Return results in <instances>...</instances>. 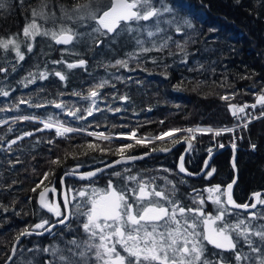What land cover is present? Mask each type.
<instances>
[{
    "label": "trees",
    "instance_id": "16d2710c",
    "mask_svg": "<svg viewBox=\"0 0 264 264\" xmlns=\"http://www.w3.org/2000/svg\"><path fill=\"white\" fill-rule=\"evenodd\" d=\"M39 3L40 0H8L10 7L0 10V38L17 36L22 41L21 51L25 55L23 61H18L13 51L5 52L0 49V68L6 69L0 71V89L9 92L7 97L0 95V109H3L0 111V122L13 119L0 125V264L7 260L13 242L22 231L25 229L32 232L41 231L43 229H35L34 226L44 220L49 222L46 226L58 222L56 216L48 215L38 207L37 195L44 185L36 192L32 191L45 172L49 170L55 172V175L49 176L52 184L45 181V185L57 186L58 189L65 171L78 165L79 172H85L84 168L95 170L104 166L119 158L115 150L122 145L133 144V148L127 150L125 154L137 156L151 152L152 148L159 149L163 146L170 148L173 145L170 140H163L140 147L135 142L122 143L116 139L96 140L88 135L75 133L68 135L67 138H57L53 130L43 129V125L36 121H44L51 117L65 123L66 126L103 132L106 135H113L112 137L135 131L136 138H152L162 131L173 128L199 127L217 130L236 126L237 120L229 111V102L238 106L255 103L256 95L264 90V0H239V2L237 0H163L166 5H175L177 18L181 20L189 18L193 27H184L180 33H177L174 26L164 23L161 27L166 29L165 32H160L153 38H148L146 34L142 35L141 39L149 41L145 45L147 47H151V41L159 44L166 36H171L172 39L163 51L140 53L137 59L129 60V68L135 69L134 71L111 65H115L117 60H128L130 53L139 51L134 38L136 33L125 32L115 40L111 37L104 38V42L99 46L84 38L69 46L61 47L54 45L50 38L39 36L34 42L33 51L28 52L26 43L23 42L22 29L31 19L32 9L38 7ZM72 3L74 0H50V6H55L57 11L59 4L68 6ZM154 3L157 7L161 6L160 0H154ZM164 18L171 19V15L165 13ZM48 26L51 27V24ZM79 31L84 32L86 29L79 28ZM177 43L182 47H177ZM80 59L86 60L84 67L72 69L67 67L68 63H75ZM55 61L63 62L54 63ZM42 71L48 73L47 79L38 78L39 72ZM56 71L64 74L66 80L61 81L54 74ZM29 73L36 74L37 78L34 83L25 86V78L29 77ZM102 80L109 81L99 90L100 98L97 104L102 110L94 111L87 120H76L67 116L64 111L50 103L61 102L69 108L83 110L90 101L72 93L87 95L89 89ZM124 95L130 98L128 102L119 99ZM222 96H228L230 100H222ZM21 99L31 101L33 105L45 106L39 108L29 106L28 103H19ZM117 107L124 110L115 113L108 110ZM258 107L254 111L256 115L261 110ZM80 114L85 113H78ZM23 116L36 119L29 121L18 119ZM28 132L33 135L25 136L24 134ZM227 134L195 135V139L191 141V151L184 159L185 168L188 167L186 170L192 171L191 173L200 172L204 159L209 155L208 149L211 148L212 152L219 149L217 142H222L230 148L213 157L209 169L215 168L216 171L209 178L203 175L202 179H197L202 184L196 179L181 176L176 171V161L183 149L181 146L176 149L178 152L174 150L173 153L166 155L168 157H151L128 167L119 166L110 169L111 171L107 170L94 179V185L103 188L109 180L122 184L123 181L112 176L111 173L129 168L131 174L144 178L155 177L156 183L160 186H164L165 177L170 181L173 180L177 187L176 198L185 206L196 207L192 200L196 195L194 190H198L206 198L207 193L203 192L204 188L215 185L223 188L230 181L232 182L234 173L230 165L233 144L231 139L236 137L239 142H237L239 145L235 143L237 154L235 167L238 174L236 185H238L233 189V196L235 195L233 198L239 204L251 203L253 193L264 191V118L256 120L253 125L249 124L247 129L234 130L229 134L231 137ZM180 135L181 138L188 136L185 132L178 134ZM21 136L23 139H18ZM13 139H17V143L7 150L8 143ZM49 141L53 142L49 143ZM166 141L168 142L164 143ZM88 143L99 147L95 150L88 149ZM252 145L256 146L255 149ZM100 148L106 151L101 152ZM73 154L76 159L72 158ZM57 158L60 159L62 166L50 163ZM164 169L169 171L165 172ZM90 183L92 182L83 183L70 179L65 181L67 188L78 189ZM257 209L261 210L260 206ZM205 211L214 214L215 206L206 203ZM239 213L242 217L248 215L237 211L236 215L230 216L229 219L234 221L237 215L241 217ZM262 222L264 223V220L253 223ZM68 223L70 228L66 226L56 228L53 234L44 238H24L12 263L62 264L58 256L51 255V249L66 250L71 247L67 243L68 240L84 237L77 219L71 218ZM241 240L238 245L240 250L251 254L250 249L246 248L247 245L243 241L241 243ZM256 242L259 243L258 240ZM44 249L49 251L46 252ZM218 252L209 246L205 256L211 261H218L223 257L226 263H237L234 261L233 253L223 255ZM64 254L70 255L67 251ZM241 263L249 264L248 261Z\"/></svg>",
    "mask_w": 264,
    "mask_h": 264
},
{
    "label": "snow or ice",
    "instance_id": "6c2138e0",
    "mask_svg": "<svg viewBox=\"0 0 264 264\" xmlns=\"http://www.w3.org/2000/svg\"><path fill=\"white\" fill-rule=\"evenodd\" d=\"M239 2V0H237ZM161 6L157 7L154 0H74L71 5L59 4L58 11L55 6H50V0H40L39 6L31 11V19L22 29V36L26 42L25 46L28 52L33 51L34 42L38 36L50 38L57 45H70L81 39L87 38L95 46L104 42V38L111 37L115 40L122 33H136L134 37L138 45V52L129 54L128 60H117L112 67H122L129 71L135 69L129 68V60L137 59L140 53L151 51H163L168 47L171 36L163 38L162 42L157 44L151 41V47L145 46L146 41L141 36L146 34L148 38L155 37L166 29L161 24L174 26L175 31L180 33L182 28H192L193 24L189 18L178 19L176 16L175 5L169 6L160 0ZM10 7L8 0H0V10H6ZM170 14L171 19L161 20L164 14ZM51 24V27L48 25ZM75 25V27H73ZM79 28H85L86 31L80 32ZM21 43L17 36L11 38H0V49L5 52L13 51L18 61L25 59L21 51ZM177 47H182L177 43ZM55 61L54 63H62ZM155 62V61H153ZM186 62V61H185ZM86 61L80 59L75 63H68L69 69L84 67ZM0 71L6 69L0 68ZM15 71V68H13ZM61 81L66 80V76L59 71L54 73ZM37 76L29 73L25 78V86L34 83ZM38 78L41 80L48 78L46 71L39 72ZM122 79L121 77H116ZM109 81L102 80L93 88H90L87 95L74 92L72 95L80 96L81 99L90 101L83 110L80 108H69L67 105L51 101L50 103L57 109L64 111V114L75 118L76 120H87L94 111H101L97 100L100 98V89H103ZM114 87V85H112ZM0 95L7 97L8 91L0 89ZM234 98V97H233ZM116 99V97H113ZM123 102H128L127 95L119 97ZM222 100L229 101L228 96H222ZM256 102L253 104L235 105L229 102V111L237 119L245 120L241 125L247 129L248 124L254 119L264 118V90L256 95ZM19 103H28L29 106L37 108L45 105L35 104L31 101L21 99ZM259 106L261 109L258 115L246 112L251 108L253 112ZM3 109H0L2 111ZM112 112H120L124 109L119 107L108 109ZM151 111V109H149ZM85 113L80 114L78 113ZM18 119L29 120L35 117L24 116ZM43 129H54L57 137L67 138L68 134L86 131L85 128L66 126L65 123L54 120L51 117L40 121ZM6 123V121H5ZM39 129V130H43ZM234 129L223 128L214 132L215 136H220L222 132H231ZM11 131V129H10ZM185 132L188 136L179 137L177 134ZM211 128H173L161 132L155 137L136 138L137 133L132 131L128 134H120L119 138L132 140L135 138L136 145L147 146L157 140L163 141L169 138L173 145L186 142L188 148L192 147L191 141L195 139L196 133H211ZM86 134L94 137L96 140L111 141L113 137L103 132L87 131ZM25 136H31L28 132ZM173 137H175L173 139ZM18 139H23V136ZM53 141H49L52 143ZM17 143V139L11 140L7 145V150ZM133 144H125L115 150L119 157L115 164H127L130 161L143 159L144 156L126 155V151L133 148ZM99 146L88 143L87 148L95 150ZM220 147H223L221 144ZM255 149V145H252ZM233 150L236 144H232ZM101 152L106 150L99 149ZM170 151V148L161 147L152 148L151 151ZM209 159L212 149H208ZM87 154L86 152L84 153ZM146 153L145 155H147ZM67 155V154H66ZM73 159L77 157L73 154ZM19 162V161H17ZM55 165H61L59 158L50 161ZM62 166V165H61ZM235 161L233 167L235 168ZM79 165L71 170L65 171L64 176L77 175L81 180L91 181L89 185L81 189L68 188L63 193V204L49 198V193H57L56 187L45 185L49 181L50 175H55L53 170L45 172L42 178L32 189L36 192L38 188L44 187L38 193V203L41 208L46 209L57 217L60 224L70 228L68 223L71 218L79 221V227L84 233V237L73 238L67 241L71 247L65 249L53 248L51 255L59 257L62 264H225L224 258L220 257L218 261H211L206 258L205 252L207 245L222 251H231L237 264L242 261H248L249 264H264V223L254 224V221L264 220V194L260 192L253 193L251 203L239 204L233 199V185L235 180L227 184L226 187L220 185L210 186L203 190L207 193L197 194L192 197L193 204L196 207H186L176 198L177 187L175 183L163 178L164 186L156 183V178H144L140 175L131 174V169L124 168L123 171H114L112 176L123 181L122 184H116L112 180L107 182L103 188L94 186V179L98 173L104 169L79 173ZM108 168L114 167L113 164L107 165ZM178 169L180 173L193 175L187 172L185 168L184 156L179 157ZM205 178H209L216 171L210 168L205 162ZM168 172V169H164ZM61 185L64 184V177L60 179ZM52 184V181H49ZM73 201H78L73 203ZM206 203L215 206V213L206 212ZM260 206L261 210H256ZM242 209L248 213L246 217H240L233 221L229 217L236 215L233 210ZM48 221L44 220L37 223L35 229H45ZM42 234V233H38ZM32 235V232L25 229L17 237ZM255 238V239H254ZM250 249L251 254H246L238 247L240 240ZM259 241L257 243L256 241ZM48 252L49 249H44ZM67 251L70 255H65ZM16 249L13 247L12 256H15ZM12 256L8 260H12ZM8 264V261L5 262Z\"/></svg>",
    "mask_w": 264,
    "mask_h": 264
},
{
    "label": "water",
    "instance_id": "95a60500",
    "mask_svg": "<svg viewBox=\"0 0 264 264\" xmlns=\"http://www.w3.org/2000/svg\"><path fill=\"white\" fill-rule=\"evenodd\" d=\"M56 46H65V45H57V44H55ZM68 46V45H67ZM91 138H94V137H91ZM115 139H117V136H115V137H113V139L112 140H115ZM181 144H184L185 145V149L183 150V152L181 153V155H183L184 156V158L186 157V155L188 154V152H189V148H188V144L186 143V142H180V143H178V144H175V145H173V146H171L170 147V151H166V152H161V151H152V152H148V154L147 155H145V154H138V156H141V155H143L144 156V158L143 159H139V160H136V161H130V162H128L127 164H133V163H138V161H142V160H146V159H148L149 157H159V156H164V155H168V154H170V152L172 151V150H174L175 148H177L178 146H180ZM227 149H230L228 146H223V148H219L218 150H215V151H213V153H211V158L209 159V155L204 159V162H203V165H202V167H201V169L199 170L200 172H198L197 174H194V173H192L193 175H186L185 173H180L179 172V169H178V164H179V158H178V160H177V172L181 175V176H185V177H187V178H190V179H193V178H200V177H202L203 176V174L205 173V162L207 161V164H208V166H210V164H211V162L213 161V157L214 156H216L217 154H219V153H221V152H224V150H227ZM231 153H232V155H231V169L233 170V173H234V177H233V179H232V181L233 180H235V184L233 185V189H234V187H235V185H236V182H237V170H236V167L234 168L233 167V161H235L236 162V159H235V156H236V150H233V149H231ZM119 158H117L116 160H118ZM116 160H114V161H112V162H110V163H107L106 165H104V166H101V167H98V168H95V170L96 169H104V171L103 172H100V173H98V175H97V177L100 175V174H102V173H104V172H106L107 170H110V169H114V168H117L118 166H127V164H115V161ZM109 164H113L114 165V167H112V168H108L107 167V165H109ZM89 171H93V170H86L85 172H89ZM85 172H79V173H85ZM190 173V172H189ZM62 177H64V181L66 180V179H71V180H76V181H79V182H83V183H85V182H88V180H81L80 178H79V174H77V175H70V176H64V174H63V176ZM97 177H95V178H93V179H96ZM231 183V182H230ZM61 184V183H60ZM227 186V185H226ZM225 186V187H226ZM61 189H62V193H61V199H62V204H63V193H64V191H65V188H64V184L63 185H61ZM234 192V191H233ZM261 194H264V191H261L260 192ZM52 194V196H53V199L54 200H56V193H51ZM253 195V194H252ZM252 195H251V201H252ZM234 199V198H233ZM37 204H38V207H39V209L41 210V211H45L46 213H48L49 215H53L52 213H49L46 209H43V208H41L40 207V205H39V203H38V195H37ZM57 201V200H56ZM253 202V201H252ZM238 203V202H237ZM233 211H239V212H243V213H246V212H244L242 209H239V210H233ZM63 226H65L64 224H60L59 222H55V224H51V225H49V226H47L46 228H51V231L49 232V231H46L45 229H43V230H41V231H34V232H32V235H27V236H20V238H19V241L17 242V239L13 242V246H12V248H11V250H10V253H9V257L10 256H12V249H13V247H15V249H16V251H17V249H18V247L21 245V243L23 242V240H24V238H26V237H32V238H34V237H38V238H41V237H45V236H49V235H51V234H53V231L56 229V228H61V227H63ZM38 233H42V234H38ZM208 246H211L214 250H216L217 252L219 251V252H221V253H224V254H228V253H230L231 251H222V250H219V249H216V248H214L212 245H208ZM16 253V252H15ZM14 257L15 256H12V260H8V258H7V260L6 261H8V264H11V262L14 260ZM5 261V262H6ZM5 262L3 263V264H5ZM225 264H228V263H225Z\"/></svg>",
    "mask_w": 264,
    "mask_h": 264
},
{
    "label": "bare ground",
    "instance_id": "6f19581e",
    "mask_svg": "<svg viewBox=\"0 0 264 264\" xmlns=\"http://www.w3.org/2000/svg\"><path fill=\"white\" fill-rule=\"evenodd\" d=\"M166 14H167V13H166ZM162 19H163V17H161V20H162ZM164 19H165V18H164ZM164 19H163V20H164ZM38 37H39V36H38ZM23 38H24V37H23ZM45 39H46V38H45ZM47 39H48V38H47ZM49 42H50V41H49ZM25 43H26V42H25ZM54 45H55V44H54ZM68 46H69V45H68ZM54 47H55V46H54ZM61 47H62V46H61ZM64 48H65V47H64ZM59 49H60V48H59ZM61 49H62V48H61ZM26 50H27V48H26ZM114 50H115V49H114ZM9 51H11V50H9ZM111 51H112V50L110 49V52H111ZM65 52H66V51H65ZM111 53H112V52H111ZM85 61H86V60H85ZM77 62H78V61H77ZM76 68H78V67H76ZM79 68H80V67H79ZM244 104H245V103H244ZM246 104H253V102H251V103H246ZM258 108H259V107H258ZM251 110H252L251 108L246 109V111H251ZM260 111H261V110H260ZM256 113H257V110H256ZM255 115H256V114H255ZM23 117H24V116H23ZM262 119H263V118H262ZM10 120H13V119H7V120H5V121H6V123H7V121H10ZM29 120H32V119H29ZM29 120H27V121H29ZM38 120H39V119H38ZM236 120H237V123H236V127H234V129H236V130L244 129V128H240V126H239V124H240L241 122H243V119H237V118H236ZM258 120H259V119H257V121H258ZM5 121L0 122V125L5 124ZM40 121H41V120L36 121V122H38V123H40L41 125H43ZM255 121H256V120H255ZM255 121H254L253 123H251V124L253 125V124L255 123ZM32 122H33V121H32ZM251 124H250V125H251ZM248 126H249V125H248ZM247 128H248V127H247ZM212 129H213V132H211V133H196L195 135H196V136H197V135H201V134H213V135H214V132H215L216 130H215L214 128H212ZM86 132H87V131H86ZM86 132H75V134H82V135L85 134V135H87ZM162 132H163V131H162ZM54 133H55V131H54ZM71 134H72V133H70V134H68V135H71ZM178 134H179V133H178ZM178 134H177V135H178ZM186 134L189 135L188 133H186ZM226 134H227V133H226ZM229 134H230V133H229ZM229 134H227V135L230 136ZM236 134H237V133H236ZM181 135H182V134H181ZM181 135H180L179 137H181ZM112 136H113V135H112ZM182 136H183V135H182ZM214 136H215V135H214ZM223 136H224V135H223ZM236 136H237V135H236ZM56 137H57V136H56ZM68 137H69V136H68ZM150 137H151V136H150ZM153 137H154V136H153ZM230 137H231V136H230ZM230 137H229V138H230ZM57 138H62V137H57ZM197 138H198V137H197ZM240 138H241V137H240ZM93 139H94V138H93ZM116 140H119V141H121V142L126 141L125 139H122V138H119V137H117ZM164 140H169V138H165ZM228 140H229V139H228ZM231 140H232V139H231ZM237 140H238V139H237ZM155 142H156V143H157V142L159 143V142H161V141L157 140V141H155ZM167 142H168V141H166V142H164V143H167ZM231 142H232V141H231ZM156 143H155V147L157 146ZM192 143H193V142H192ZM217 143H218V142H217ZM217 143H216V144H217ZM238 143H239V142H238ZM238 143H237V144H238ZM177 144H178V143H177ZM231 144H232V143H231ZM150 145H151V143H150ZM161 145H162V144H161ZM161 145H160V146H161ZM165 145H166V144H165ZM238 145H239V144H238ZM158 146H159V145H158ZM170 146H171V145H170ZM172 146H173V145H172ZM181 146H182V147H181ZM211 146H212V144H211ZM211 146H210V147H211ZM140 147H141V145H140ZM144 147H145V146H144ZM163 147H164V146H163ZM166 147L168 148V146H166ZM180 147H181V148L184 147V149H185V145H184V144H181L180 146H178V147L175 148L174 150H176V149H178V148H180ZM216 147H217V146H216ZM157 148H159V147H157ZM214 148H215V147H214ZM219 148H223V147H220V146H219ZM231 148H232V147H231ZM238 148H240V147H238ZM143 149H144V148H143ZM184 149H183V150H184ZM190 149H191V148H190ZM190 149H189V152L191 151ZM232 149H233V148H232ZM174 150H172L171 152L173 153ZM183 150H182V152H183ZM142 151H143V150H142ZM147 151H148V150H147ZM157 151H158V150H157ZM176 151H177V150H176ZM214 151H215V150H214ZM237 151H238V150H237ZM143 152H144V151H143ZM151 152H152V151H151ZM171 152H170V153H171ZM177 152H178V151H177ZM182 152H181V153H182ZM189 152H188V154H189ZM207 152H208V151H207ZM212 153H213V152H212ZM237 153H238V152H237ZM144 154H146V152H145ZM188 154H187V155H188ZM168 155H169V154H168ZM187 155H186V156H187ZM236 155H237V154H236ZM180 156H181V154H180ZM180 156H179V157H180ZM163 157H168V156L164 155ZM179 157H178V158H179ZM189 157H190V155H189ZM149 158H151V157H149ZM149 158H148V159H149ZM185 158H186V157H185ZM185 158H184V159H185ZM214 158H215V157H214ZM187 159H188V158H187ZM192 159H193V158H192ZM146 160H147V159H146ZM177 160H178V159H177ZM142 161H144V160H142ZM185 161H186V160H185ZM138 162H139V161H138ZM176 162H177V161H176ZM211 163H212V162H211ZM133 164H134V163H133ZM127 165H128V164H127ZM190 166H191V163H190ZM192 166H193V165H192ZM212 166H213V165H212ZM118 167H119V166H118ZM186 168H188V167H186ZM84 169H85V171L87 170L86 168H84ZM206 170H207V169H206ZM206 170H205V171H206ZM109 171H111V170H109ZM176 171H177V164H176ZM81 172H82V171H81ZM174 172H175V171H174ZM187 172H188V171H187ZM191 172H192V171H190V173H191ZM64 173H65V172H64ZM197 173H198V172H197ZM197 173L195 172L194 174H197ZM103 174H104V173H103ZM105 174H106V173H105ZM178 175H179V174H178ZM203 175H204V174H203ZM101 176H102V175H101ZM174 176H175V174H174ZM169 177H170V176H169ZM184 177H185V176H184ZM202 177H203V176H202ZM202 177H200V178L202 179ZM97 178H98V177H97ZM172 178H173V177H172ZM175 178H176V177H175ZM179 178H180V177H179ZM177 179H178V178H177ZM177 179H176V181L178 182ZM184 179H185V178H184ZM195 179L197 180V179H199V178H195ZM203 180H204V178H203ZM203 180H202V181H203ZM231 180H232V179H231ZM172 181H173V180H172ZM197 182H199V181L197 180ZM230 182H231V181H230ZM179 183H180V181H179ZM179 183H178V184H179ZM190 183H193V182H190ZM194 183H195V182H194ZM199 183H200V182H199ZM204 183H205V182H204ZM204 183H203V184H204ZM237 183H238V182H237ZM195 184H196V183H195ZM200 184H202V182H201ZM180 185H181V183H180ZM180 185H179V187H180ZM204 185H205V184H204ZM208 185H209V183H208ZM214 185H215V184H214ZM237 185H238V184H237ZM237 185H236V186H237ZM195 186H198V185H195ZM50 187H51V186H50ZM54 187H55V186H54ZM56 187H57V186H56ZM201 187H202V186H201ZM203 187H204V186H203ZM182 188H183V187H182ZM185 188H186V187H185ZM193 188H194V187H193ZM234 188H236V187H234ZM179 189H180V188H179ZM190 189H191V188H190ZM190 189H189V190H190ZM195 189H196V188H195ZM204 189H205V188H204ZM180 190H181V189H180ZM192 190H193V189H192ZM235 191H236V190H235ZM38 193H39V192H38ZM234 196H235V195H234ZM234 196H233V197H234ZM238 197H241V196L238 195ZM188 198H190V197H188ZM234 198H235V197H234ZM190 199H191V198H190ZM243 199H244V198H243ZM245 199H246V198H245ZM234 200H235V199H234ZM249 200H250V199H249ZM243 201H244V200H243ZM245 201H246V200H245ZM191 202H192V201H191ZM240 202H241V201H240ZM250 202H251V200H250ZM189 203H190V202H189ZM243 203H245V202H242V204H243ZM246 203H247V202H246ZM187 204H188V203H187ZM240 204H241V203H240ZM186 206H187V205H186ZM190 206H192V205L190 204ZM187 207H188V206H187ZM254 211H255V210H254ZM257 211H258V209H257ZM235 213H236V212H235ZM47 214H48V213H47ZM239 214H240V213H239ZM48 215H49V214H48ZM240 215H241V217H242V214H240ZM51 216H52V215H51ZM233 216H234V215H233ZM244 217H246V216H244ZM261 221H262V220H261ZM55 222H57V221H55ZM55 222H54V223H55ZM258 223H259V222H258ZM262 223H263V222H262ZM46 227H47V226H46ZM26 238H27V237H26ZM42 238H44V237H42ZM242 241H243V240H241V243H242ZM22 244H23V242H22ZM241 245H242V244H241ZM207 246H208V245H207ZM246 248H248V247H246ZM208 249H209V246H208ZM208 249H207V250H208ZM210 249H211V248H210ZM213 250H214V249H213ZM17 251H18V250H17ZM215 251H216V250H215ZM207 252H208V251H207ZM17 253H18V252H17ZM213 253H214V252H213ZM218 253H219V252H218ZM220 253H221V252H220ZM216 254H217V253H216ZM230 254H232V252H231ZM212 255H213V254H212ZM217 255H218V254H217ZM220 255H222V254H220ZM223 255H225V254H223ZM226 255H227V254H226ZM233 255H234V254H233ZM15 256H16V254H15ZM231 256H232V255H231ZM228 257H229V256H228ZM226 258H227V257H226ZM230 258H231V257H230ZM225 260H227V259H225ZM228 260H229V259H228ZM232 260H233V259H232ZM234 261H235V260H234ZM12 262H13V261H12ZM12 262H11V263H12ZM224 262H225V261H224ZM235 262H236V261H235ZM225 263H226V262H225ZM233 263H234V262H233ZM12 264H13V263H12ZM228 264H230V263H228ZM236 264H237V263H236ZM241 264H242V263H241Z\"/></svg>",
    "mask_w": 264,
    "mask_h": 264
},
{
    "label": "flooded vegetation",
    "instance_id": "af4514ba",
    "mask_svg": "<svg viewBox=\"0 0 264 264\" xmlns=\"http://www.w3.org/2000/svg\"><path fill=\"white\" fill-rule=\"evenodd\" d=\"M126 141H128V140H126ZM126 141H124L123 143H126ZM130 142H135V138L134 139H132V140H129ZM183 149H184V147H183ZM182 149V150H183ZM181 150V151H182ZM174 152V151H173ZM140 162V161H139ZM134 164H138V163H134ZM134 164H128L126 167H128L129 165H134ZM193 179H195V178H193ZM67 180V179H66ZM65 180V181H66ZM71 180V179H70ZM65 181H64V188H65V190L66 189H68V188H73V189H77V190H79L78 188H74V187H66V184H65ZM79 182V181H78ZM89 182V181H88ZM87 184H85V185H82V186H80V188H82V187H84V186H86ZM89 185V184H88ZM95 186V185H94ZM78 187V186H77ZM96 187H99L98 185H96ZM99 188H101V187H99ZM58 191H57V195H56V200H57V202H59V203H61V205H62V199H61V193H62V189H61V184H60V182H59V187H58ZM194 194H197V193H194ZM49 198L50 199H53V196H52V194L51 193H49ZM74 202V201H73ZM78 202V201H77ZM254 211V210H253ZM224 254V253H223Z\"/></svg>",
    "mask_w": 264,
    "mask_h": 264
},
{
    "label": "rangeland",
    "instance_id": "374dc122",
    "mask_svg": "<svg viewBox=\"0 0 264 264\" xmlns=\"http://www.w3.org/2000/svg\"><path fill=\"white\" fill-rule=\"evenodd\" d=\"M163 17V16H162ZM234 127H236V126H233V127H231L230 129H234ZM205 129H207V128H205ZM47 130H49V129H47ZM53 131H54V129H52ZM217 130H220V129H217ZM234 130H236V129H234ZM233 130V131H234ZM51 131V130H50ZM233 131H231V132H222L221 133V135L223 134V133H233ZM117 137H119V136H117ZM238 138H236V137H234L233 139H232V142L233 143H236L237 144V142H238V140H237ZM129 141V140H128ZM123 143V142H122ZM223 145V146H226V145H224L222 142H218L216 145L217 146H220V145Z\"/></svg>",
    "mask_w": 264,
    "mask_h": 264
},
{
    "label": "built area",
    "instance_id": "2783aa9c",
    "mask_svg": "<svg viewBox=\"0 0 264 264\" xmlns=\"http://www.w3.org/2000/svg\"><path fill=\"white\" fill-rule=\"evenodd\" d=\"M246 112L253 113V114L255 115V112H253V110H251V111H246ZM255 120H257V119L252 120L251 123H253ZM243 123H245V120H243V122H241V123L239 124L240 128H242L241 125H242ZM251 123H250V124H251ZM248 125H249V124H248ZM231 147H232V145H231Z\"/></svg>",
    "mask_w": 264,
    "mask_h": 264
}]
</instances>
